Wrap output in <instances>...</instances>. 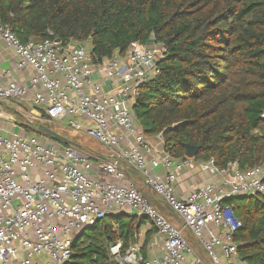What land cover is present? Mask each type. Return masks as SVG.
<instances>
[{
    "label": "built area",
    "instance_id": "1",
    "mask_svg": "<svg viewBox=\"0 0 264 264\" xmlns=\"http://www.w3.org/2000/svg\"><path fill=\"white\" fill-rule=\"evenodd\" d=\"M0 39L14 51L17 69L31 73L20 83L11 70L0 68V103L27 102L40 117L62 121L105 149L84 153L22 129L0 133V264H66L76 235L122 212L149 217L163 251L146 256L140 242L123 250L118 241L110 247L117 264H248L236 240L242 222L227 201L264 195V159L249 168L236 160L219 167L209 159L204 168L215 178L187 194L178 191L179 172L191 158L177 159L155 147L133 111L140 85L160 73L158 45L135 42L125 56L96 62L89 43L23 42L2 21ZM12 117L0 110V120L10 123ZM156 136L162 140V134ZM129 168L181 226L147 199Z\"/></svg>",
    "mask_w": 264,
    "mask_h": 264
},
{
    "label": "trees",
    "instance_id": "2",
    "mask_svg": "<svg viewBox=\"0 0 264 264\" xmlns=\"http://www.w3.org/2000/svg\"><path fill=\"white\" fill-rule=\"evenodd\" d=\"M0 21L23 42L89 43L96 62L125 56L135 42L162 45L160 73L140 85L133 106L145 135L162 134L177 159L188 158L187 144L200 147L196 160L219 167L264 159V0H0ZM227 202L242 222L239 256L264 264V195ZM143 223L157 231L133 213L98 220L75 236L66 264H117L110 247L137 242Z\"/></svg>",
    "mask_w": 264,
    "mask_h": 264
},
{
    "label": "crops",
    "instance_id": "3",
    "mask_svg": "<svg viewBox=\"0 0 264 264\" xmlns=\"http://www.w3.org/2000/svg\"><path fill=\"white\" fill-rule=\"evenodd\" d=\"M153 45H155V44H152L151 46H153ZM16 62H17V59L15 57L14 51L11 48H9L0 39V68L3 70H11L14 77H16L20 83H26L29 80L31 73L29 71L18 70L16 67ZM96 78H98V80L101 79V77L97 76V75H96ZM105 87L107 89H110L109 83L106 82ZM1 105H2V103H0V106ZM43 120L45 121L46 118L44 117ZM6 130L8 132L11 130H13V132L18 131V129H16L15 126L12 129V124L10 126V123H7V122H4L3 120H0V133L7 134ZM61 136H63V135H61ZM46 138H47V140H48L47 142L49 144L54 143V141H57L59 143L58 146H68L69 144H73L77 148L79 147L78 149L84 153H89V152L105 153V149H103L102 146H100V147H102V150L97 151V149L94 150L93 148L86 147V145L85 146L84 145H78L74 141H71L66 137H64L62 140L67 141V142L69 140L68 143L62 142L60 140H54L53 138L50 139L49 136H47ZM148 138H149L150 142L155 147H164L163 140L158 139L157 136H151ZM97 163H98V161L95 160L94 165H96ZM203 163H204V161H200V160H196L195 158H191L189 161V164L187 166H185L183 168V170H181L179 172L178 180H177V189L181 194H187L191 190H193L194 188L198 187L199 185L206 183V182H209L215 178L214 176H212L208 172L207 169L204 168ZM129 170H130V175H131L130 177H132V179H134L135 183L140 187V189L144 193V187L145 186L141 183V181H142L141 175L138 172L133 171L132 169H129ZM152 202L157 205L160 212H162L166 217L172 219V221L175 224H177L179 226L182 225V223L179 222L175 216H173L174 214L171 211L170 212L172 214L169 213V215H171V216H167L162 211V208L160 209L161 205L156 200H152ZM122 213H125V212H122ZM118 214H121V213H117L116 215H118ZM150 229H151V225L149 223H143L140 227V230H139V240L137 242L141 243L142 250L146 256L161 254L163 251V247L161 244V236H160V234H158V232L156 230L153 231L152 234H148V231ZM147 235H149V238L147 237ZM185 235L187 236L189 241L197 247L198 251L202 252V254L204 255V252L202 251V249H200L198 247V245L195 242V239L192 237L191 233L187 229H185ZM147 238L149 239L148 241H147Z\"/></svg>",
    "mask_w": 264,
    "mask_h": 264
},
{
    "label": "rangeland",
    "instance_id": "4",
    "mask_svg": "<svg viewBox=\"0 0 264 264\" xmlns=\"http://www.w3.org/2000/svg\"><path fill=\"white\" fill-rule=\"evenodd\" d=\"M159 48L162 49V45H159ZM8 104L3 103V105L0 106V110L5 111V113L12 115L13 117L10 118V123L12 125H17L20 127V129L27 131L32 130L29 132H35L41 135V133L35 131L34 129L38 128L40 123L44 124L45 122L43 120V117H40L39 113L32 108L29 103L27 102H20L22 104V107L19 109H15V107L19 106L18 101H7ZM49 128L55 130L59 134L63 135L64 137L68 138L71 141H74L78 145H86V147L93 148L94 150H102V147L97 143V141L89 136H84L81 133L77 132L74 128L69 126L68 124L62 122V121H49L47 122ZM45 125V124H44ZM51 139V137H50ZM55 145H59L57 141H54ZM98 144V145H97ZM79 148V147H78ZM144 194L147 197L148 200L152 202V200H156L160 205V209L162 208V211L167 215L172 214L170 209L165 206L163 203L161 197L157 195L155 192H153L148 186L144 187ZM175 216V215H173ZM176 217V216H175ZM176 219L180 221L179 218L176 217ZM196 242V241H195ZM197 244V243H196ZM198 245V244H197Z\"/></svg>",
    "mask_w": 264,
    "mask_h": 264
},
{
    "label": "water",
    "instance_id": "5",
    "mask_svg": "<svg viewBox=\"0 0 264 264\" xmlns=\"http://www.w3.org/2000/svg\"><path fill=\"white\" fill-rule=\"evenodd\" d=\"M169 42V40H166V44ZM155 53L156 55L158 56V58L161 60L164 58V53L162 51V49H156L155 50ZM39 131L45 133V134H49V135H52V136H55V137H59L61 139H63L64 137L61 136L60 134H58L56 131H54L53 129L49 128L48 126L44 125V124H40L39 127H38ZM200 150V147L197 146V145H192V144H187L186 145V150H185V153H186V156L190 157V158H194L198 152ZM200 161H203V160H200Z\"/></svg>",
    "mask_w": 264,
    "mask_h": 264
}]
</instances>
